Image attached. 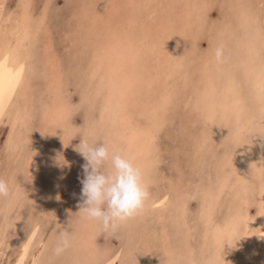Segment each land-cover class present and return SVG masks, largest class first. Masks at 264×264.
<instances>
[{"label":"rangeland","instance_id":"rangeland-1","mask_svg":"<svg viewBox=\"0 0 264 264\" xmlns=\"http://www.w3.org/2000/svg\"><path fill=\"white\" fill-rule=\"evenodd\" d=\"M20 1L2 0L0 24ZM29 5L33 89L0 122V179L11 190L0 199V264H18L36 222L21 264H264V0ZM47 52L57 58L54 95ZM120 74L131 79L125 99ZM61 102L63 136L43 114ZM81 139L107 143L144 173L145 209L115 234L79 212ZM63 231L72 246L57 256Z\"/></svg>","mask_w":264,"mask_h":264},{"label":"clouds","instance_id":"clouds-1","mask_svg":"<svg viewBox=\"0 0 264 264\" xmlns=\"http://www.w3.org/2000/svg\"><path fill=\"white\" fill-rule=\"evenodd\" d=\"M215 60L225 59L223 47L215 49ZM76 151L85 163L79 212L82 218L98 223L102 233L115 234L118 229L139 215L150 198V191L142 169L118 150H110L107 143L81 139ZM11 195L9 184L0 179V199ZM72 246L69 231H63L54 253L59 256Z\"/></svg>","mask_w":264,"mask_h":264},{"label":"bare ground","instance_id":"bare-ground-1","mask_svg":"<svg viewBox=\"0 0 264 264\" xmlns=\"http://www.w3.org/2000/svg\"><path fill=\"white\" fill-rule=\"evenodd\" d=\"M0 3H2V0ZM20 3L21 4H20L19 11H18L19 12L18 16L16 14V17L12 19L13 21L10 23V25L0 24V122L2 121V118L5 114L11 113L10 109L17 102V98L21 95L27 96V97L30 96L31 95L30 91L33 89L32 85H29L27 82L24 81V79L27 76V71L25 70L26 69L25 67L27 65L26 61L31 58L30 46H31L33 40L36 39V38H34V36H35V31L37 29L38 24L37 23L32 24L30 22L31 21V13L29 11L30 10L29 9L30 8L29 7L30 6L29 5L30 0H21ZM0 7H1V4H0ZM41 45H43V44H41ZM45 45H46V47H48L49 43L45 42ZM46 56H47V59H48L47 61H48L49 65L47 64V66H43L42 68H43V70H45L46 73H48V70L51 71L52 78L50 79V91L52 92V95H54L56 92V91H54V89H57V87H58L56 83L59 82L58 69H57V63H56L57 58L55 57V55L53 53L49 54L48 52H47ZM163 62H165V60H163ZM122 64H123L122 62H120V63L118 62V64L115 66V69H117L116 70L117 73L122 72L121 71ZM177 65H178V63H177ZM132 70H134V69H131V72H132ZM133 73H134V71H133ZM120 76H121L122 82L119 83L118 87H119V90L121 91L120 92V94L122 95L121 98L123 97L125 99V97H124L125 94L127 96L129 95V92H126L125 88L127 87V85L131 84V82H128L127 78L129 80H131V79L127 76L124 77L123 74H120L119 77ZM136 76L137 75H135V77ZM65 106L66 105L63 104L62 102H61V104L55 103L51 107L47 106L48 109L43 113L44 114V120L47 122L46 123L47 129L50 131H54L57 134L62 135V136H63V134H65L64 125L59 123V127H58L57 126L58 121H56V120H57V118L60 119V117L63 116V113L65 112V108H66ZM14 113H15L14 114V121L15 122L21 121L22 116H21V112L19 111V109L18 110L16 109V111H14ZM156 115H157L156 112L153 113V116H156ZM132 118H134V117H132ZM126 121H128V120H126ZM148 121H149V123H148L149 125L147 124L148 127L145 128L146 132L142 131V132H144L143 134L146 133V136H144V138H146V141H148V139H150L148 137V135H151L154 132L153 126L155 125L156 120L149 118ZM161 121H163V120H161ZM132 125H133V128H132L133 131L135 128L139 129V122L133 121ZM145 125H146V123H145ZM124 126L128 127V126H130V124L127 125V123L125 122ZM142 128H144V127H142ZM142 132H139V133H142ZM136 133H138V132H136ZM39 224H40L39 222H36L35 225L32 227V229L26 235V237L24 239V247H23V250L20 254L18 264H21L22 259L25 257L26 253L28 252V248L30 247L31 242H32L36 232L39 229L38 227L41 225V224L40 225ZM261 224H262L261 226L264 227V212L261 214Z\"/></svg>","mask_w":264,"mask_h":264}]
</instances>
